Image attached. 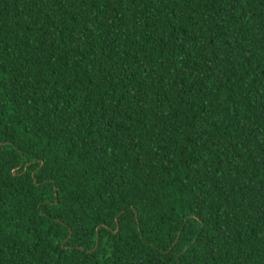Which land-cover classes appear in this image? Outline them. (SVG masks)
<instances>
[{
  "label": "trees",
  "instance_id": "obj_1",
  "mask_svg": "<svg viewBox=\"0 0 264 264\" xmlns=\"http://www.w3.org/2000/svg\"><path fill=\"white\" fill-rule=\"evenodd\" d=\"M0 264H264V0H0Z\"/></svg>",
  "mask_w": 264,
  "mask_h": 264
}]
</instances>
